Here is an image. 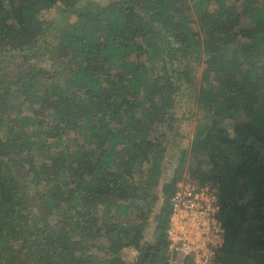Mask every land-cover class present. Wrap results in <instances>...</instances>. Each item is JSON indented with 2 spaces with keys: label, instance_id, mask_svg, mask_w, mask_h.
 Instances as JSON below:
<instances>
[{
  "label": "trees",
  "instance_id": "trees-1",
  "mask_svg": "<svg viewBox=\"0 0 264 264\" xmlns=\"http://www.w3.org/2000/svg\"><path fill=\"white\" fill-rule=\"evenodd\" d=\"M188 157L264 264V0H0V264H168Z\"/></svg>",
  "mask_w": 264,
  "mask_h": 264
},
{
  "label": "built area",
  "instance_id": "built-area-1",
  "mask_svg": "<svg viewBox=\"0 0 264 264\" xmlns=\"http://www.w3.org/2000/svg\"><path fill=\"white\" fill-rule=\"evenodd\" d=\"M169 203L168 264H216L224 244L217 189L195 180H182L176 184Z\"/></svg>",
  "mask_w": 264,
  "mask_h": 264
},
{
  "label": "rangeland",
  "instance_id": "rangeland-1",
  "mask_svg": "<svg viewBox=\"0 0 264 264\" xmlns=\"http://www.w3.org/2000/svg\"><path fill=\"white\" fill-rule=\"evenodd\" d=\"M210 10V9H209ZM53 11H49L48 12V16H51ZM58 18V16H56ZM71 20H74V17L71 18ZM40 66L42 67H48L49 63L48 61H43V62H39L38 63ZM202 68H199L197 70V79H196V83H197V89H200L202 87V74L204 72V69L202 70ZM195 106L192 105V109L191 111H188L186 109L183 108V110H181L179 112V114L184 117V119L188 120L189 119V123H188V132L187 135L184 136V138L182 139H175V138H170L169 140V144L167 146L166 149V158L164 163V177L165 179H168L169 177H171L174 167L177 165L178 161L180 160L181 154L179 149L181 148H186V146H189L191 143L192 138L194 137L195 134V128L197 127V121H196V116H195ZM226 129H228L229 132H232V128L234 127V123L233 120L231 119H226L223 121L222 124ZM232 134V133H231ZM189 160L190 158H186V165H185V171L183 173V178L180 180H193L192 178H190L188 170H187V165H189ZM196 170H198V168H196ZM217 189V185L214 186ZM169 215V210L167 211V218ZM168 227V226H167ZM167 230V229H166ZM137 252L136 250H134L133 248H128L126 249V251L123 252V258L124 260H126L127 262L132 263L134 257L136 256Z\"/></svg>",
  "mask_w": 264,
  "mask_h": 264
},
{
  "label": "water",
  "instance_id": "water-1",
  "mask_svg": "<svg viewBox=\"0 0 264 264\" xmlns=\"http://www.w3.org/2000/svg\"><path fill=\"white\" fill-rule=\"evenodd\" d=\"M221 261L222 264H245L246 258L236 254L223 253Z\"/></svg>",
  "mask_w": 264,
  "mask_h": 264
}]
</instances>
